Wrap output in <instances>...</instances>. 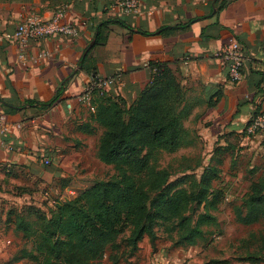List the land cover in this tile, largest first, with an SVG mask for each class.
<instances>
[{
	"label": "crops",
	"instance_id": "obj_1",
	"mask_svg": "<svg viewBox=\"0 0 264 264\" xmlns=\"http://www.w3.org/2000/svg\"><path fill=\"white\" fill-rule=\"evenodd\" d=\"M119 1L0 0V114L7 116L10 126L3 137L6 147L0 146V211L3 203L40 197L33 191L41 185L62 188L65 197L76 195L71 184L89 187L94 176L87 172L84 178L83 171L91 154L97 159L100 131L92 120L95 104L79 106L74 101L91 79L77 67L96 38L97 25L107 20H120L132 30L110 25L105 41L89 50L97 76L115 79L105 88L106 97L130 106L151 81L150 64L166 63L189 97L196 99L184 121L194 135L193 146L203 142L210 156L220 147L232 153L243 147L248 157L257 154V181L264 182V133L254 138L244 133L255 114L264 115V0H228L212 16V0H139L138 13L123 12ZM61 8L64 21L75 26L77 34L31 44L27 59L19 60L16 46L4 41L2 34L13 31L24 15L46 20ZM189 20L193 23L187 29H174ZM138 30L154 35L143 36ZM164 30L169 32L161 35ZM231 37L244 53L242 78L234 85L217 57ZM41 52L46 58L36 61ZM60 86L63 92L52 102ZM70 101L73 110L67 109ZM44 158L50 160L49 166L43 165ZM263 221L264 216L257 225ZM258 244L264 246V239L257 235Z\"/></svg>",
	"mask_w": 264,
	"mask_h": 264
},
{
	"label": "trees",
	"instance_id": "obj_2",
	"mask_svg": "<svg viewBox=\"0 0 264 264\" xmlns=\"http://www.w3.org/2000/svg\"><path fill=\"white\" fill-rule=\"evenodd\" d=\"M212 1L217 11L228 2ZM192 23L193 20L179 22L174 29L184 30ZM115 24L132 30L120 20L102 22L96 27L95 45L105 41L108 27ZM167 32L164 30L161 35ZM88 54L79 65L94 78L97 73L90 66ZM150 67L153 71L150 83L130 106L122 99L107 98L106 94L92 102L95 104L92 120L100 131L96 157L112 166L115 175L93 183L48 213L33 206L28 208L35 210L37 216L38 227L33 235L41 264H94L108 252L117 253V238L123 228L129 231L126 243L133 252L144 237L154 244L158 225L169 234L175 233L177 246H195L205 236L204 227L217 225L214 212L223 202L224 193L213 185L220 175L218 165L222 164L216 159L229 149L216 148L199 173L191 168L174 177L167 168L159 166L162 154H173L195 143L184 121L189 118L196 99L189 97L181 79L166 63L154 62ZM62 92L60 86L52 102ZM240 209L235 215L244 225L256 224L264 216L263 180L251 184ZM16 223L28 236L29 228L23 218ZM250 237L257 241L255 236ZM111 259L113 263L117 260L116 256Z\"/></svg>",
	"mask_w": 264,
	"mask_h": 264
},
{
	"label": "rangeland",
	"instance_id": "obj_3",
	"mask_svg": "<svg viewBox=\"0 0 264 264\" xmlns=\"http://www.w3.org/2000/svg\"><path fill=\"white\" fill-rule=\"evenodd\" d=\"M208 148L203 142L196 143L173 154H162L158 164L161 168L171 171L174 177L180 176L186 170L190 171L191 168L199 173L211 157L210 153H207ZM219 156L220 159L216 160L222 161V164L218 165L220 175L213 185L215 189L222 190L224 200L218 211L214 212L217 225L203 228L205 232L203 240L195 246H177L175 233L169 234L163 226L158 225L155 228L157 238L154 244L151 245L149 239L144 237L137 249L131 252L126 243L129 231L123 228L117 238L119 244L117 253L108 252L106 257L94 264H210L213 261H219L220 264H264V249L260 244L257 245L256 239L250 237L253 235L257 238V235L261 237L264 234V221L259 225L256 223L248 226L238 222L235 215L237 211H241L240 206L251 184L257 181V154L248 157L243 147H239L236 153L228 150ZM86 167L88 169L83 171L84 178H88L87 172L94 176L88 181L90 185L109 180L115 175L112 166L93 159V154ZM82 184L70 185L76 194L74 197L63 196L65 194L63 189L60 191L52 185H41L40 189L33 191L40 193V197L37 194L19 204L3 203L0 211V264H41L42 257L35 251L33 235L38 227L37 216L35 210L30 211L28 208L33 206L39 208L40 210L37 209L39 211L42 210L41 212L48 213V210L63 202L60 197L68 200L79 195L84 190ZM199 211L197 210V213ZM19 218H23L28 226V236L22 229L17 228L16 222ZM111 256H116L115 263ZM176 260H179V263Z\"/></svg>",
	"mask_w": 264,
	"mask_h": 264
},
{
	"label": "built area",
	"instance_id": "obj_4",
	"mask_svg": "<svg viewBox=\"0 0 264 264\" xmlns=\"http://www.w3.org/2000/svg\"><path fill=\"white\" fill-rule=\"evenodd\" d=\"M118 7L125 13H138L140 11L139 0H120ZM65 12L61 8L46 19H40L33 14H27L21 17L15 29L10 32H4L2 39L16 46L19 60H26V50L31 44H39L41 41L53 36H75L77 29L72 24L64 21ZM46 52H41L36 61L46 58ZM264 58V50L262 52ZM217 57L225 65L227 70L228 82L231 85L237 84L242 78V67L244 63V53L241 44L233 37L229 38L221 48ZM33 59V60H35ZM115 83V79H102L97 77L91 78L87 83L82 94L76 96L75 103L79 106L92 104L93 99L97 96L106 94V87ZM67 109L73 110V101L67 104ZM9 121L5 114H0V146L4 144L3 137L9 131ZM246 137L254 138L257 134L264 133V115L255 114L248 125L245 127ZM44 166L50 164L48 158L42 160Z\"/></svg>",
	"mask_w": 264,
	"mask_h": 264
},
{
	"label": "water",
	"instance_id": "obj_5",
	"mask_svg": "<svg viewBox=\"0 0 264 264\" xmlns=\"http://www.w3.org/2000/svg\"><path fill=\"white\" fill-rule=\"evenodd\" d=\"M216 12H217V9H216L215 7H213V10H212L211 16L214 15ZM167 28H171V27L168 26V27H165V28H163V29H167ZM160 31H161V30H160ZM160 31H159L158 33H160ZM95 41H96V38H94V39L90 42L88 48L86 49V51L84 52V54H83V56H82V60L86 57V55L88 54L89 50H91L92 47L95 45ZM80 69H81V67L78 66V67H77V70H80ZM77 70H75L70 76H68V78L66 79V81H68L69 79H71L72 76L77 72ZM64 83H65V82H63V85H64Z\"/></svg>",
	"mask_w": 264,
	"mask_h": 264
}]
</instances>
